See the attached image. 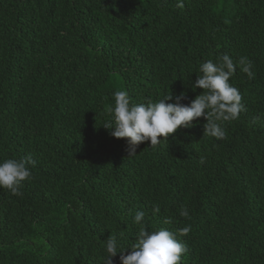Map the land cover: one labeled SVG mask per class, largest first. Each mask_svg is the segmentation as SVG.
<instances>
[{
	"label": "trees",
	"instance_id": "obj_1",
	"mask_svg": "<svg viewBox=\"0 0 264 264\" xmlns=\"http://www.w3.org/2000/svg\"><path fill=\"white\" fill-rule=\"evenodd\" d=\"M184 3L0 0V162L36 161L23 196L0 189V264H103L111 235L127 255L137 211L149 231L191 225L180 264H264V0ZM221 54L255 73L230 78L245 110L225 139L201 117L131 155L103 126L118 90L190 104L199 65Z\"/></svg>",
	"mask_w": 264,
	"mask_h": 264
},
{
	"label": "clouds",
	"instance_id": "obj_2",
	"mask_svg": "<svg viewBox=\"0 0 264 264\" xmlns=\"http://www.w3.org/2000/svg\"><path fill=\"white\" fill-rule=\"evenodd\" d=\"M176 6L183 9L184 0H177ZM237 68L245 73L249 80L255 78L253 62L247 56L239 57L234 63L228 54H221L216 61L207 60L199 65L198 74L193 90L202 88L203 93L198 95L190 104L182 103L186 94L174 96L172 93L162 99L146 103H133L124 90L113 93L114 107L108 109L111 119L103 126L115 138H127L130 154L143 142L150 141L152 147L167 140L170 134L180 128H189L193 121L199 118L206 119L205 136L218 140L225 139L227 132L225 122L239 119L240 113L245 110L241 103L242 95L229 81L236 74ZM175 101L166 103V101ZM163 137L164 139H160ZM206 158L200 157L199 163H205ZM36 164L32 154L25 157L9 158L0 162V189L8 190L12 195L23 196L21 188L25 181L32 179L31 168ZM158 204L153 205V213H160ZM145 213L137 211L134 223L138 226L137 241L130 247L132 251L123 255L126 249H121L116 236L111 235L105 241L107 255L103 264H114V259L120 255L121 264H180L182 256L188 251L185 243L177 239V235L187 236L191 225L184 226L176 232L166 228L149 231L145 222ZM181 217L191 219L186 206L179 210ZM165 224H172L171 217H165Z\"/></svg>",
	"mask_w": 264,
	"mask_h": 264
},
{
	"label": "rangeland",
	"instance_id": "obj_3",
	"mask_svg": "<svg viewBox=\"0 0 264 264\" xmlns=\"http://www.w3.org/2000/svg\"><path fill=\"white\" fill-rule=\"evenodd\" d=\"M187 1V0H186Z\"/></svg>",
	"mask_w": 264,
	"mask_h": 264
}]
</instances>
